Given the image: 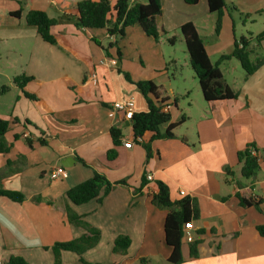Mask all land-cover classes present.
<instances>
[{
	"label": "crops",
	"instance_id": "obj_1",
	"mask_svg": "<svg viewBox=\"0 0 264 264\" xmlns=\"http://www.w3.org/2000/svg\"><path fill=\"white\" fill-rule=\"evenodd\" d=\"M81 1L0 0V90L10 86L0 92V119L10 123L5 139L11 145L7 154H0V188L25 196L17 203L0 195V264L12 256L29 264H53L54 254L47 248L86 234L69 222L66 208L98 229L101 239L82 257L62 251V264H141V259L169 264L167 211L152 203L159 182L169 187L173 201L190 197L198 204L200 218L191 222L194 240L201 241L198 256L190 257V243L184 240L183 264H264V238L257 231L264 225V161L256 177L246 179L238 160V153L252 144L264 151V65L246 77L238 61L222 64L223 78L236 98L208 103L194 71L187 66L184 74L171 49L165 50L170 35L191 22L216 63L231 52L242 16L264 15L262 0L228 4L219 35L217 15L209 11L207 0L195 6L161 0L158 41L139 25L129 27L117 41L106 29H78L62 22L51 29L57 41L51 45L26 24L30 11L52 19L77 16ZM116 1L110 0L112 5ZM232 6L236 10L230 11ZM93 39L103 46L115 43L109 56ZM260 52L264 55V41ZM124 73L133 82L150 80L161 89L172 107L171 123L186 118L174 138L154 140L152 132L136 137L122 113L109 116L115 102L129 99L135 102L134 113L148 111L145 98ZM20 75L32 79L24 90L13 84ZM113 128L122 133L116 147ZM166 129L162 126L161 132ZM128 142L131 148L125 147ZM112 149L117 157L109 160ZM59 167L67 177L52 181L50 174ZM95 173L111 183L126 181L127 186L117 185L101 201L71 203L70 188ZM239 196L263 202L260 209L242 207ZM119 236L131 241L126 255L113 252Z\"/></svg>",
	"mask_w": 264,
	"mask_h": 264
},
{
	"label": "trees",
	"instance_id": "obj_2",
	"mask_svg": "<svg viewBox=\"0 0 264 264\" xmlns=\"http://www.w3.org/2000/svg\"><path fill=\"white\" fill-rule=\"evenodd\" d=\"M186 4L195 6L199 0H185ZM208 8L211 13L217 15L215 33L219 35L223 17L229 9L226 0H207ZM77 16H63L60 19H52L47 13L42 11H30L26 16V24L34 27L41 38L51 44L56 45V38L51 34V29L62 22H71L78 29H106L110 39L121 40L126 35L129 27L139 25L143 32L148 36L159 39L156 18L161 15V0H147L146 3L135 2L134 0H117L112 5L110 0H82L76 5ZM236 10L235 6L230 7V11ZM263 12L257 13V15ZM19 15V14H13ZM243 18H250L251 15H243ZM182 37L184 39L189 63L199 81L203 98L208 103L233 100L236 95L226 84L220 66L232 60H237L246 77L254 75L264 65V55L260 52L261 43L264 41V31L258 35L246 37L241 36L235 40L231 52L222 54L216 63H212L207 54L204 42L200 37L196 26L189 22L181 27ZM101 46L109 56V49L115 46V43L109 42L103 46L101 42L93 39ZM169 43L175 44V38H170ZM255 44V45H253ZM118 58H121V52L118 50ZM119 72L122 73V71ZM128 82L135 84L137 90L143 95L148 105V111L144 113H134L130 120L133 132L136 137H142L146 132L154 133V140L172 139L175 137L174 130L183 124L185 117L177 123H171L170 113L162 111L163 106L168 104L167 99L162 96L161 89L150 80L133 82L130 75L124 73ZM32 79L24 75L13 79V84L24 90L26 84ZM10 86H3L1 93H6ZM25 96L30 100L36 98L26 92ZM167 125L165 132H161V127ZM10 123L0 119V154H7L11 145L6 141L5 136L9 132ZM111 137L116 146L120 144L122 133L120 129H111ZM117 152L112 149L108 152L107 158L114 160ZM239 163L242 165L241 174L246 179L256 177L260 171L261 162L264 161V151H261L255 144L250 145L245 150L238 153ZM117 185L127 186L126 181L111 183L104 175L95 173L93 177L80 183L67 192V197L74 205L86 204L92 200L101 201ZM158 192L152 195V203L159 209L166 210L165 220V240L171 248V255L168 259L169 264H183L184 257L182 246L185 240V225L200 218V212L197 201L190 197H185L179 201L171 199L169 187L162 182L158 183ZM103 193V195H102ZM0 195L17 203L24 201L25 196L19 192L3 190L0 188ZM242 207H252L260 209L262 199L254 200L248 197L239 196ZM66 214L72 225L82 227L86 234L82 237L69 241L56 243L50 249L54 254L53 264H62L61 252L69 251L82 257L84 253L95 248L100 239L101 232L84 222L81 217L76 215L70 208H66ZM257 231L264 238V225L257 227ZM203 232H198L200 237ZM200 238L190 243V257L198 256V246ZM131 245L128 237L119 236L114 242L113 252L117 255H126ZM83 263L84 260H82ZM4 264H29L24 258L12 256ZM141 264H148L146 259H141Z\"/></svg>",
	"mask_w": 264,
	"mask_h": 264
},
{
	"label": "rangeland",
	"instance_id": "obj_3",
	"mask_svg": "<svg viewBox=\"0 0 264 264\" xmlns=\"http://www.w3.org/2000/svg\"><path fill=\"white\" fill-rule=\"evenodd\" d=\"M243 1L244 0H226L228 4L236 2V5L238 6L240 5V3H243ZM141 2L146 3L147 0H144V1L141 0ZM261 2L264 3V0H262ZM263 31H264V15L253 14L252 17L250 18L244 17L242 21H239L236 27V36H237V39H239L241 36L250 37L252 35L255 37L258 33H261ZM173 37L175 38V44L170 45L171 43L169 44L168 43L169 41H168L167 42L168 44H166L165 50L169 51L168 49H171L174 56L179 60V67H181L184 74H186L187 70L185 69V67L188 66V71L189 69H192V68H190L191 67L190 63L186 64V62L188 63L189 60H188L187 49H186L184 39L182 37L181 30L177 32L176 34L175 33L171 34L169 39ZM172 47H175V48L172 50Z\"/></svg>",
	"mask_w": 264,
	"mask_h": 264
},
{
	"label": "built area",
	"instance_id": "obj_4",
	"mask_svg": "<svg viewBox=\"0 0 264 264\" xmlns=\"http://www.w3.org/2000/svg\"><path fill=\"white\" fill-rule=\"evenodd\" d=\"M112 65H116V61L112 62ZM134 108H135V102L133 99H129L123 102H115L110 111H109V116L113 117L115 116L116 113H122L124 115V119L130 121L133 116H134ZM171 105L170 104H166L163 106L162 111L164 113H169V111L171 110ZM125 147L126 148H131L132 147V142H128L125 143ZM66 178V171L64 168L59 167L56 170L52 171L50 174V178L52 181H56L59 180V178ZM148 179L151 180L152 177L148 176ZM183 196L185 195L184 192L181 193ZM193 230V224L192 223H188L185 225V240L188 243H192L194 241V235L192 233Z\"/></svg>",
	"mask_w": 264,
	"mask_h": 264
},
{
	"label": "water",
	"instance_id": "obj_5",
	"mask_svg": "<svg viewBox=\"0 0 264 264\" xmlns=\"http://www.w3.org/2000/svg\"><path fill=\"white\" fill-rule=\"evenodd\" d=\"M128 124H130V123H128Z\"/></svg>",
	"mask_w": 264,
	"mask_h": 264
}]
</instances>
